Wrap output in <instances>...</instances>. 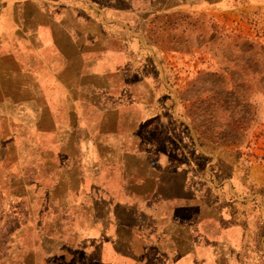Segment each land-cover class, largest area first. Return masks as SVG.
<instances>
[{
	"label": "crops",
	"instance_id": "crops-1",
	"mask_svg": "<svg viewBox=\"0 0 264 264\" xmlns=\"http://www.w3.org/2000/svg\"><path fill=\"white\" fill-rule=\"evenodd\" d=\"M176 15L215 32L264 27V0H0V191L23 210L5 234L24 264H252L264 252L260 166L238 165V141L208 134L185 96L223 71L194 70L207 56L192 60L190 42L147 36Z\"/></svg>",
	"mask_w": 264,
	"mask_h": 264
},
{
	"label": "rangeland",
	"instance_id": "rangeland-1",
	"mask_svg": "<svg viewBox=\"0 0 264 264\" xmlns=\"http://www.w3.org/2000/svg\"><path fill=\"white\" fill-rule=\"evenodd\" d=\"M227 19L231 17H224L225 21ZM202 24L204 22L191 16L176 15L173 25L167 26L164 22L161 30L146 33L150 40L169 43L178 51L188 49L190 42L192 60H203L207 56L206 62H195L193 69L196 71H223L221 78L208 75L192 80L189 87L194 90L185 95L191 100L189 111L192 117L197 114L196 120H207L208 134L227 142L238 141V165L255 163L260 166L262 181L256 182L253 188L264 201V48L251 41V37L264 38V27H258L249 18L224 23L219 32L214 31L213 25ZM199 42H206V46L200 47ZM198 88L205 90L199 92ZM4 171L7 169L0 167V188L3 189L10 181L9 173ZM10 199L5 190L0 191V264H24L23 247L15 243L18 239L13 242L5 234L13 226L21 225L17 219H23L22 207ZM257 227L264 229L260 222ZM81 257L75 254L73 261L82 264ZM254 261L252 264H264L262 250ZM74 262L52 260V264Z\"/></svg>",
	"mask_w": 264,
	"mask_h": 264
}]
</instances>
